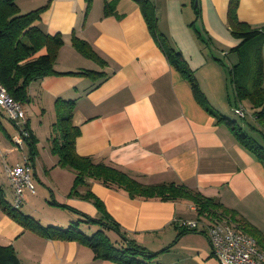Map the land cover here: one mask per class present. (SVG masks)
I'll return each mask as SVG.
<instances>
[{"label":"crops","instance_id":"obj_1","mask_svg":"<svg viewBox=\"0 0 264 264\" xmlns=\"http://www.w3.org/2000/svg\"><path fill=\"white\" fill-rule=\"evenodd\" d=\"M152 2L158 31L183 56L206 106L171 66L135 1L16 0L20 13L40 10L36 24L48 35L60 37L62 45L54 72L27 86V100L22 103L26 123L19 126H27L32 139L25 140L22 149L11 141L17 124L0 106V186L11 204L4 166L25 155L31 177L43 190L48 188L52 198L37 190L31 179L35 193L26 190L18 209L39 225L67 229L79 222L86 236L101 229L121 246L113 229L84 216L102 218L129 241L156 253L145 259L150 264H226L213 256L205 232L215 219L200 214L193 201L132 198L123 189L85 177L78 194L90 191L102 202L106 218L91 200L70 195L75 172L59 165V156L52 152L53 123L70 108L71 124L79 130L78 155L145 185H181L231 210L236 217L233 225L240 227L242 218L264 235V164L206 110L229 119L231 106L240 103L229 84L228 70L237 61L230 50L240 42L228 25L229 0ZM237 17L251 28L264 29V0H239ZM73 38L82 40L92 56L78 49ZM260 55L264 69V40ZM247 122L255 120L248 117ZM247 122L239 125L258 138ZM183 220H197L196 230L182 228ZM0 246L12 248L19 264H119L95 259L84 241L49 238L25 228L1 208Z\"/></svg>","mask_w":264,"mask_h":264},{"label":"trees","instance_id":"obj_2","mask_svg":"<svg viewBox=\"0 0 264 264\" xmlns=\"http://www.w3.org/2000/svg\"><path fill=\"white\" fill-rule=\"evenodd\" d=\"M133 1L139 5L149 32L163 50L171 66L187 81L196 100L206 106V99L183 56L158 31L155 4L152 0ZM238 4L239 0H229L227 8V19L231 32L240 38V42L230 50L236 53L237 61L229 68L228 73L237 101L242 104L247 102L250 105L255 123L247 122L246 118L244 120L249 129L256 132L258 138L244 131L237 121L205 109L216 117L217 122H224L235 139L264 164V69H262L260 55L264 29L251 28L245 22L240 21L237 17ZM39 16L40 10L20 13L16 0H0V85L5 88L13 100L21 104L27 100V86L31 81L54 72L53 65L57 51L62 45L60 37L50 36L39 28L36 24ZM73 44L82 52L87 53L82 40L73 38ZM87 55L92 56L90 53ZM71 117L70 108L61 112L56 122L53 123V136L51 137L52 152L59 156L58 164L72 168L75 172L70 195H77L78 187L82 185L85 177H89L99 180L104 185L123 189L132 198L188 199L196 204L200 214L206 213L215 220H227L233 225L232 222L236 220V217L231 210H226L221 204L204 198L198 193H193L181 185H145L112 166L96 164L90 157L78 155L75 140L79 130L71 124ZM25 127L28 129L27 126ZM31 139L32 135L26 141ZM78 195L91 200L101 216L105 215L108 218L102 202L90 191ZM0 208L23 227L36 230L41 235L66 241H84L93 251L95 259H105L119 264H150L145 259L151 260L156 255L129 241L116 226L102 222V218L94 219L84 216L87 221L98 222L121 235L119 236L121 246H115L101 229L96 230L91 236H86L79 229V222L71 223L67 229L53 226L43 227L32 217L22 214L18 208H13L6 200L1 186ZM219 209H221L220 212ZM239 221L241 229L252 236L264 249V235L242 218H239ZM0 264H19L12 248L0 246Z\"/></svg>","mask_w":264,"mask_h":264},{"label":"built area","instance_id":"obj_3","mask_svg":"<svg viewBox=\"0 0 264 264\" xmlns=\"http://www.w3.org/2000/svg\"><path fill=\"white\" fill-rule=\"evenodd\" d=\"M0 106L17 124V132L11 137V141L22 149L24 141L31 136L29 129L19 126V123H26V116L22 104L13 100L1 85ZM231 110L243 120L249 115L253 118L251 112L242 103L231 106ZM30 170L29 158L25 155L21 161L4 166L5 175L12 188L13 208H19L23 203L26 190L35 193ZM197 225V220H183L181 227L196 230ZM205 232L212 254L218 261L226 264H264V252L259 250L256 240L240 227L231 225L227 220H214L206 225Z\"/></svg>","mask_w":264,"mask_h":264},{"label":"rangeland","instance_id":"obj_4","mask_svg":"<svg viewBox=\"0 0 264 264\" xmlns=\"http://www.w3.org/2000/svg\"><path fill=\"white\" fill-rule=\"evenodd\" d=\"M211 45V44H210ZM231 53V52H230ZM224 59H226L227 60V58L226 57H224ZM229 84H231V86H232V82H231V79H229ZM202 92V91H201ZM203 94V93H202ZM204 95V94H203ZM232 95H235L234 94V89H233V86H232ZM235 98V97H234ZM243 105L247 108V109H249V106H248V104H246V102H243ZM27 106V105H26ZM250 112V111H249ZM229 119H232V120H235V121H237V123L238 124H240V122L241 121H244L242 118H240V117H238L236 114H234L233 112H231L230 114H229ZM248 117H250L251 118V116L249 115ZM248 117H246V119L248 118ZM44 129H45V127L42 129V131H44ZM41 130V129H40ZM42 139H43V142H44V144L46 143V139H45V136H44V134H43V132H42ZM47 145L48 146H50V144L49 143H47ZM8 164V163H7ZM10 165V164H9ZM31 179L32 180H34V182H35V185H36V188H37V190H38V188H40V190H41V192H43V193H45V194H49V200H52V198L50 197V192H49V189L48 188H46L45 190H43V185L41 184V183H39L33 176L31 177ZM40 192V193H41ZM39 193V194H40ZM38 194V195H39ZM22 205V204H21ZM20 205V209L22 208V206ZM64 229H66V228H64Z\"/></svg>","mask_w":264,"mask_h":264},{"label":"water","instance_id":"obj_5","mask_svg":"<svg viewBox=\"0 0 264 264\" xmlns=\"http://www.w3.org/2000/svg\"><path fill=\"white\" fill-rule=\"evenodd\" d=\"M119 236H121V235H119Z\"/></svg>","mask_w":264,"mask_h":264},{"label":"bare ground","instance_id":"obj_6","mask_svg":"<svg viewBox=\"0 0 264 264\" xmlns=\"http://www.w3.org/2000/svg\"><path fill=\"white\" fill-rule=\"evenodd\" d=\"M239 117V116H238Z\"/></svg>","mask_w":264,"mask_h":264}]
</instances>
